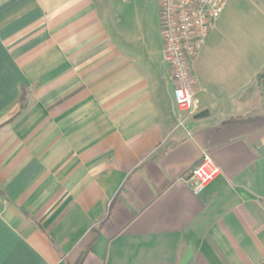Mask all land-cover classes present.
<instances>
[{
  "label": "crops",
  "instance_id": "1",
  "mask_svg": "<svg viewBox=\"0 0 264 264\" xmlns=\"http://www.w3.org/2000/svg\"><path fill=\"white\" fill-rule=\"evenodd\" d=\"M244 19L260 43L221 44ZM128 23L0 0V264H264V0H227L182 126L161 34Z\"/></svg>",
  "mask_w": 264,
  "mask_h": 264
},
{
  "label": "built area",
  "instance_id": "2",
  "mask_svg": "<svg viewBox=\"0 0 264 264\" xmlns=\"http://www.w3.org/2000/svg\"><path fill=\"white\" fill-rule=\"evenodd\" d=\"M227 0H158L163 41V60L173 83V106L179 113L178 126L193 118L199 108L192 62L203 48L214 22ZM220 169L203 153L191 170L192 192L199 195L220 175Z\"/></svg>",
  "mask_w": 264,
  "mask_h": 264
},
{
  "label": "rangeland",
  "instance_id": "3",
  "mask_svg": "<svg viewBox=\"0 0 264 264\" xmlns=\"http://www.w3.org/2000/svg\"><path fill=\"white\" fill-rule=\"evenodd\" d=\"M102 2L111 19L114 18L115 21L119 19L121 23L129 22L126 28L148 29L155 34H161L158 0H102ZM253 27L248 19H244L235 25L234 32L230 31L229 36L220 43L226 45L236 40L247 44L260 43V37H254L249 33Z\"/></svg>",
  "mask_w": 264,
  "mask_h": 264
},
{
  "label": "water",
  "instance_id": "4",
  "mask_svg": "<svg viewBox=\"0 0 264 264\" xmlns=\"http://www.w3.org/2000/svg\"><path fill=\"white\" fill-rule=\"evenodd\" d=\"M208 115V113L207 112H200L199 114H196L195 116H194V118L195 119H200V118H203V117H205V116H207ZM190 253H191V251L189 250L188 252H187V255H186V257H185V260L182 262V264H184L185 262H186V260L187 259H189V257H190Z\"/></svg>",
  "mask_w": 264,
  "mask_h": 264
},
{
  "label": "trees",
  "instance_id": "5",
  "mask_svg": "<svg viewBox=\"0 0 264 264\" xmlns=\"http://www.w3.org/2000/svg\"><path fill=\"white\" fill-rule=\"evenodd\" d=\"M238 121L240 122V121H244V120H238ZM238 121H237V122H238Z\"/></svg>",
  "mask_w": 264,
  "mask_h": 264
}]
</instances>
